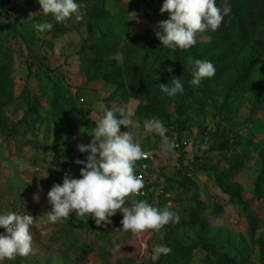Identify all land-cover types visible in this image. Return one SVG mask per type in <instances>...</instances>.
<instances>
[{
    "label": "rangeland",
    "instance_id": "1",
    "mask_svg": "<svg viewBox=\"0 0 264 264\" xmlns=\"http://www.w3.org/2000/svg\"><path fill=\"white\" fill-rule=\"evenodd\" d=\"M76 2L83 18L57 23L38 0H0V214L35 219L32 253L2 264H264V0H216L231 8L221 26L174 51L155 35L164 0ZM45 22L53 28L36 31ZM197 59L216 72L193 86ZM172 77L184 92L170 97L158 85ZM114 106L138 122L121 131L156 155L145 183L162 190L128 204L180 217L160 232L123 231L119 211L103 227L75 213L47 219L48 191L66 172L80 178L75 161L88 153L77 145ZM151 118L181 147L165 154L159 135L145 136ZM157 245L172 251L156 256Z\"/></svg>",
    "mask_w": 264,
    "mask_h": 264
},
{
    "label": "clouds",
    "instance_id": "2",
    "mask_svg": "<svg viewBox=\"0 0 264 264\" xmlns=\"http://www.w3.org/2000/svg\"><path fill=\"white\" fill-rule=\"evenodd\" d=\"M38 3L42 13L45 16L51 14L57 23L71 19L74 14L77 21L81 20V9L86 8L76 0H38ZM230 12L227 3L221 8L216 0H164L160 13H168L169 18L158 22L160 31H156L155 35L166 48L188 50L197 43L198 34L216 31L224 16ZM52 28L50 22L35 25L38 32ZM166 71L172 73L173 68L169 66ZM215 72L211 61L197 59L189 83L199 86L204 78L213 77ZM158 87L170 97L184 92L179 77H172L169 84ZM130 117L131 113L124 107L114 106L105 109L95 121V127L88 132L91 142L77 145L81 153H88L86 160L75 161L83 165L80 178H73L71 173L66 172L62 183L54 184L47 193L51 210L46 215L50 223L68 220L75 213L77 219L91 217L97 227H103L111 223L110 217L117 211L123 213V231L133 234L148 230L160 232L169 223H179V215L169 205L159 208L143 199H133L128 204V198L142 195L141 190L145 187L143 177L136 174L137 162L151 155L142 150L132 131H121V126L128 129L139 127L138 122ZM143 128L145 136L156 134L164 140L161 144L163 153L169 154L177 147L174 139H168L167 128L160 119L145 120ZM34 223V217L29 214H0V228L5 230L0 234V264L32 253L30 226ZM171 251L166 245H157L153 249L156 256L168 255Z\"/></svg>",
    "mask_w": 264,
    "mask_h": 264
},
{
    "label": "built area",
    "instance_id": "3",
    "mask_svg": "<svg viewBox=\"0 0 264 264\" xmlns=\"http://www.w3.org/2000/svg\"><path fill=\"white\" fill-rule=\"evenodd\" d=\"M11 5L7 7L9 11ZM177 147H181L180 143H177ZM149 152V151H146ZM151 155L148 159L140 160L137 162L136 174L143 177L145 187L141 190L142 195L136 196L135 198H148L154 195L155 198H158L162 194L161 189H155L145 183L146 175L151 171V166L156 162V155L152 152H149Z\"/></svg>",
    "mask_w": 264,
    "mask_h": 264
},
{
    "label": "trees",
    "instance_id": "4",
    "mask_svg": "<svg viewBox=\"0 0 264 264\" xmlns=\"http://www.w3.org/2000/svg\"><path fill=\"white\" fill-rule=\"evenodd\" d=\"M224 258V257H223ZM224 260H226V259H224Z\"/></svg>",
    "mask_w": 264,
    "mask_h": 264
}]
</instances>
